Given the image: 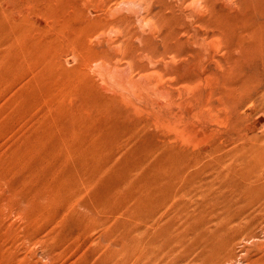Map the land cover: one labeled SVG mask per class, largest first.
<instances>
[{
  "label": "rangeland",
  "instance_id": "1",
  "mask_svg": "<svg viewBox=\"0 0 264 264\" xmlns=\"http://www.w3.org/2000/svg\"><path fill=\"white\" fill-rule=\"evenodd\" d=\"M24 1L25 6H28L24 14L27 38L25 35L23 37L28 39L26 42H32V45L35 43L37 47L40 43L44 49L37 50L36 46L25 44L29 49L17 45L16 50H11L15 49L14 45L5 58L0 60V72L3 70L4 73L0 74V78L1 75L6 78H1L3 82L0 79V264H133L134 259L130 258L132 256L128 261L121 256L117 258H121L120 261L112 258L114 261L110 258L102 259L100 252H93L100 246H107L109 234L115 240L126 236L128 242H134L138 217L132 208L144 189L141 185L154 179L156 172L152 171L147 163L144 171L136 169L134 163L149 153H134L137 146L133 143H137V139H129L126 126L129 127L132 122L128 121L124 114L129 112L139 117L138 126L135 123L136 126L134 125L135 128L131 132L136 129V132L146 137L150 135L154 142L158 136H163L166 131L153 122L151 115L155 111H167L166 107L169 106L167 99L158 95L154 88L158 90L170 87L171 77L160 78L158 74L164 73V65L169 61L168 56H176L175 66H178L181 56L184 59L191 50L199 48L200 42L197 44V38L210 32V28L198 23L197 14L187 7L189 2L183 3V0H40L36 4L33 0ZM217 4L219 6L221 0ZM127 5L129 7H126ZM202 6V3H197L195 7L204 13ZM227 11L231 15L229 42L235 41V36L243 30L250 31L254 36L252 38L255 47L251 46L245 53L250 59L241 64L237 63L235 67L236 70L242 68L251 74L248 72L249 67H260L264 61L258 41L264 36V0H254L253 4L247 0H236L233 1L232 9ZM262 47L264 49V41ZM120 48L121 50H118ZM42 50L45 53L50 52L49 56ZM6 62L10 66L6 67ZM5 70L8 74L13 71L6 75ZM250 71L255 74L254 70ZM77 80H82L83 84H78ZM178 86L181 88V85L171 87L178 90ZM150 104H154V107ZM249 104L242 110V126L245 132L247 127L255 126V133L247 131L249 138H254L262 135L264 97H257L252 103L253 106ZM247 106H250V109ZM219 116L216 117L220 119H215V124L217 128L224 130L227 125L225 116ZM115 118L119 119V123L122 122L121 125L116 124L119 127L115 130L119 133L115 137L103 138L105 141L98 154L100 158L97 155L96 157L103 165L106 164L104 166L116 168L111 167V171L105 172V182L102 181L96 190H91L87 195L82 185L86 178L81 176V172L92 167L89 161L96 157L91 150H83L84 144L87 143L81 142L82 132L86 133L88 128L90 134H94L93 128L103 123L106 125L109 119ZM67 120L69 126L66 125L65 129H62V123L66 124ZM236 120L238 118L233 115L230 124L234 123L235 128ZM239 126L241 127L240 123ZM136 132L135 134L138 133ZM88 136L87 134L88 141L98 138L96 134ZM120 142L123 144H119ZM127 142L128 144H125ZM141 143L145 145L144 142ZM79 144L83 151L77 153L73 149ZM231 147L232 145L225 146V151L229 152ZM230 158L231 156H228L224 161L229 164ZM74 161H79L76 164L82 168L78 165L75 167ZM260 165L254 170L264 174V163ZM89 168L87 172H90ZM160 169L158 172L162 171ZM194 169L192 173H197L194 172L193 175L197 174L201 180H210L213 176L212 171L204 170L202 175H199L200 172L198 174ZM114 186L117 188L115 190L121 188L123 193L117 195V199L114 195V207L121 210L120 206L123 204V213L111 214L112 211L104 206L99 211L100 217H104L103 220H109L105 221L106 226L95 224L86 230L85 224L80 222L82 216L79 217V213L84 209L77 204L82 202L81 204L89 207L94 206V203L97 205V198L99 199L106 189L110 190L109 188ZM235 197L236 195L231 196L232 199ZM104 198L108 201L111 196ZM171 199H176L177 204L179 203L178 197ZM171 199L169 204L174 202ZM70 204L75 206L72 208ZM210 207L212 209L206 208L200 218L195 217L196 219L190 222L175 215L170 220L169 232L165 237V252H160L157 247L150 257L143 258L139 264H201L199 258L202 250L192 245L191 233L201 224L211 228L221 227L222 219L229 215L232 220L226 226L235 234V238L225 245H219L221 253L218 255V263L264 264V206H225L216 203ZM50 232H54V238ZM158 241L159 244L163 243L160 238ZM116 248L121 251V246Z\"/></svg>",
  "mask_w": 264,
  "mask_h": 264
},
{
  "label": "bare ground",
  "instance_id": "2",
  "mask_svg": "<svg viewBox=\"0 0 264 264\" xmlns=\"http://www.w3.org/2000/svg\"><path fill=\"white\" fill-rule=\"evenodd\" d=\"M38 1L40 0H33V3L36 4V2ZM218 1L220 0H183V3L189 2L187 7L193 9V12L195 11L194 12L195 15L197 14L196 19L198 20V23L210 28V32L204 33L202 36H200V38H197V44L200 42L199 48L191 50L189 53L185 55L184 59L183 56H181V59L179 60L180 64L178 66H175L177 64L176 56L167 57V55H165L167 58H169V61L166 62V65H164L166 67V69H164L165 70L164 73L162 74L160 71L161 74H158V76L160 78L162 76L171 77L169 78L170 87L168 88L163 87L161 89L159 88L158 90L156 88L154 89L158 95L164 97V99L165 98L167 99L165 100L168 102V104L166 102L165 103L169 107H166L168 108L167 111L164 112L162 111V113L161 112L156 113L155 111V113L154 114L152 113L151 116L153 118L152 119L153 122H155L157 126L164 128L166 133L163 136L161 135L158 136L155 139V142L153 141L154 138L152 136L148 135L146 137L138 131L137 133L135 131L136 129L134 131L137 134H135L134 131H133L134 133L131 131L133 130V128H135L136 125L138 126L137 121L139 120V117L133 116V114L131 113L132 114L131 115L129 112L124 114V117H126L128 121L132 122V124H130L129 127L126 126V132H129V136H130L129 139L131 141L133 137H136L137 139V143H133L135 147L137 146V148L134 149V153L136 151L142 153L146 152V154L149 153L148 156L145 155L146 156L145 158H142L138 162L134 163L136 169L144 171V166L147 163L150 169L156 172L154 174L155 175L154 179H152L147 183L144 182L143 185H141L142 187L144 186L143 187L144 189H142L143 191L140 192L139 197L137 198L136 203L132 208V211L136 212L137 213L136 215L138 217L136 221L137 224L135 226L136 237L134 238L135 239L134 242L133 243L128 242L126 236L123 235H122L123 237L120 238V240L119 238L118 240L113 239L111 234H109L110 238L104 236L109 239L107 241L108 244H106L107 246L106 247L100 246L95 251H93L96 254L97 252L98 253L100 252L101 254H99V256L102 259L104 258L117 259L121 256L122 259L128 261L129 257L132 256L130 257L131 259L132 258L134 259L132 263L139 264L143 261V258L150 257L154 253L157 247L158 250H160V252H165L167 248V245L164 243L165 237L169 232L170 220H172L175 215H179V217H182L188 222H190L195 217L197 218L201 216L206 208L209 207L212 209V207L210 206L215 205L216 203H222L225 206H229L232 204H241V206L243 207H252L253 205L255 206L256 204H259L261 207L264 206V202H263L264 174L262 171L257 173L254 170V168H257L260 165V163H264V126L261 130L262 135L256 136L254 138H249L247 131L251 133H255L256 127L255 126H253L252 128L247 127V131L245 132V129L242 126V121H243L242 116L244 115V112L242 111L243 108L247 104L250 105L249 103H251V106H253L252 103L256 101L257 97H261V98L264 97V94L262 93L264 92L263 91L264 61L261 62L262 67L261 66L259 67V65H255L253 68L249 67L248 72H250L251 74H248L246 70H242V68H240V70L235 69L237 63L241 64L242 62H245L247 59L248 60L250 59L245 53L249 50L251 46L255 44L253 42L254 38H252L253 35L252 33H250V31L243 30L240 31L235 36L237 37L235 41H233L232 43L228 41L229 39L228 30L230 25L229 23L231 21V15L227 10L232 9L233 1L235 2L236 0H221V4L219 6L217 4ZM241 1H245V0H241ZM247 1L250 4H253L254 2V0H247ZM129 3L130 2L128 1V4ZM197 3L203 4L202 8L204 10V13L201 12L202 10L201 11L199 10L200 8L198 9L197 7H195ZM26 6L24 0H0V60H3L5 58L9 50L14 45H15V49H11V50H16L17 45L22 47L26 46L25 49L27 50L29 49L27 48V46L32 43V42L30 43L26 42L28 39L25 40L23 37L25 33H27L24 27V14L26 12ZM126 7L129 6L127 5ZM142 7L143 6H141V8ZM115 8L118 9L119 7H115ZM111 14L113 13L111 12ZM136 16H138L137 13ZM25 38H27L26 35ZM35 40L36 39H34V42ZM258 41L261 47V54H262L261 57L263 58L264 49L262 46H263L264 36L262 35L261 38L258 39ZM33 44L34 45L32 44L31 45L36 46L37 50L38 49L41 50L40 48H43L41 45H39L40 43H38L39 47H37L35 43ZM47 48L50 47L47 46ZM118 50H121V48ZM43 53H45V51H43ZM242 53L244 54V56ZM10 55L13 56L12 54ZM161 57H163V55ZM243 57L244 59H241ZM235 58L237 60H235ZM8 63L10 62L8 61ZM8 63L7 65H5L6 67L10 66L8 65ZM233 63L235 65H233ZM114 69L116 70V68ZM250 70H254L255 74H252ZM2 71L3 70H1L0 74L3 73ZM12 71H9V74ZM157 71L159 73V70ZM183 71L185 72L183 73ZM5 72H7L6 75H9L8 71L5 70ZM116 77L118 76L116 75ZM1 78L4 77H2L1 75ZM138 79L139 78H137V80ZM1 81L0 83L2 84L3 81L2 82ZM77 81L78 84L79 82L80 83L82 82L83 84L82 80L81 81L77 80ZM74 83L76 84L77 82ZM77 85L75 86L77 87ZM176 85H181V88L178 86L180 89L175 90L174 88L171 87V86L176 87ZM146 92L149 93L147 90ZM75 93H74V97H76ZM74 99L76 100L77 97ZM150 105L152 106L154 104H150ZM248 107L250 109V106H247V108ZM139 110H141V108ZM136 113L140 114L141 112H136ZM219 114H224L225 116L224 118L227 122V125L224 130L217 128L215 124L216 122L215 119H220V118H216V117H220ZM87 115L89 116V114ZM233 115H235L238 118V120H236L235 122L236 128L234 123L230 124ZM80 120H82L81 117ZM68 121L69 120H67L66 124L64 122L62 123L61 126L64 125L62 129H65L66 125L69 126ZM121 123H119V119L115 118V119H109L106 125L105 123H103L101 125L99 124V126L97 127L94 126L95 128H93V133L96 134L98 138L93 141H88V139L86 138L87 134L89 135L88 137H92L91 135H94V134H90L91 131L88 128H86V133L82 132L81 135L82 136L81 142L84 141L85 143H87L84 144L85 146L83 147L84 148L83 150L85 151L91 150L93 152V155H95V157L97 155L100 158L98 154L102 150L105 137L107 136L106 138H108V137L117 136L119 132L116 131L115 129H117L119 126L117 127L116 124L121 125ZM135 123L137 124L135 125ZM239 123L241 124V127L239 126ZM220 127H222L221 124ZM121 128L122 127H120V129ZM124 138H126V136ZM141 142H144L143 144L145 145H142ZM106 143H108V141ZM119 144H121V142ZM125 144H128V142ZM227 145H232L229 152L225 151V146ZM83 150L81 144H79L73 149V151L77 153L82 152ZM110 151L112 150L110 149ZM118 151L120 150L118 149ZM113 154H115V152H113ZM80 155H82V153H80ZM228 156H231V158L229 159L230 161L229 164H227L224 161V159ZM98 157H96V159L94 158L93 160L91 159L90 161L87 160L89 161L90 166H92L90 168L88 167L90 169V172H87L88 168H86V166L85 167L83 166L84 168H86V170H84V172H81V174H83L81 176L86 178L85 180L86 182H84L82 185L84 186L83 189L87 192L86 193L87 195L89 192H91V190H96V187L102 181L105 182L106 180L104 176L105 172H108L109 170L111 171L110 169L111 167H113V169L116 168L115 166H109V167L104 166L106 164L104 163L103 165V163L100 160H98L99 159ZM77 158L79 159V157ZM81 159L83 160L84 157ZM87 161H85V164H87ZM74 162H75L74 164L75 167L77 165L81 167V165L76 164L79 161H74ZM67 166L68 165L66 164V167ZM192 168L193 169L196 168L194 170H197L198 174L200 172L199 175H202V171L204 170L212 171L213 176L212 178L210 177L211 178L210 180L209 179L208 180L206 179L207 181L204 179L201 180L199 179L197 174L193 175L194 172L195 173L197 172L194 171L192 173L193 170ZM159 169L162 171L158 172ZM68 172L72 173L70 171ZM108 174L109 173H107V175ZM69 176H71V174ZM103 185L105 186L104 183ZM104 186L102 187L104 188ZM115 188L116 186H114L112 189L109 188L110 190L106 189V191L103 192L102 196L101 197L99 196V199L97 198L98 200L97 205H95L94 203V206L89 207L85 204H81L82 202L79 203V205L77 204V206L84 209L83 212L80 211L82 214L79 213L80 214L79 217L82 216L80 222L85 224L86 230L89 229L91 225H95V224H99L100 226L102 225V227L106 226L105 221H109V220L106 219L103 220L104 217L103 216L102 218L100 217L101 214L99 211L101 210L100 208H103L104 206H106L112 211L111 214L123 213L122 212L123 204H121L120 206L121 210L118 209L119 207L118 208L114 207L115 205L113 202L114 195L116 198L117 195L123 194L121 193V188L119 190H115ZM129 192L131 193V191ZM232 195H236V197L232 199L231 198ZM105 196L107 197L111 196V199L106 201V199L104 198ZM177 197L179 198L178 204L176 199L175 201L171 199ZM78 198L75 199L76 202ZM170 199L171 201H174L171 204H169ZM66 201H68V199ZM76 202L74 204H76ZM74 204L72 205L70 204L72 208ZM87 204L89 203L87 202ZM229 216L224 217L222 219L223 223H221V227L218 226L216 228H211L209 227V225L208 226L206 225L207 226L206 227L205 225L201 224L199 228L197 226L196 228L197 230L194 229L195 230L194 233H191V235H193L192 245L202 250L199 258L201 264H219L217 260L218 255H220L221 253L219 245L223 243L225 245L226 243L229 242L230 239L235 238V234L232 233L226 226L232 220V217ZM109 219H111V217H109ZM76 222L78 221L76 220ZM190 229L191 226L187 229L188 232H190ZM191 231H193V229ZM53 234L54 232L51 233L52 237L54 238ZM62 234H59V236ZM103 235H105L104 232ZM251 237L253 238V235ZM159 238L163 241L164 244L163 243L159 244L158 241ZM118 246H121V251L120 250L118 251V248H116ZM121 258L117 259V261L118 260L120 261ZM221 264H223V262Z\"/></svg>",
  "mask_w": 264,
  "mask_h": 264
}]
</instances>
